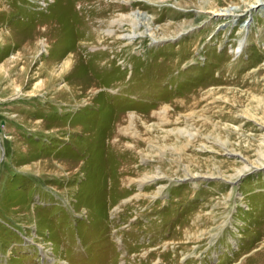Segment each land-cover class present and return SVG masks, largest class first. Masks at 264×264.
<instances>
[{
  "label": "rangeland",
  "instance_id": "rangeland-1",
  "mask_svg": "<svg viewBox=\"0 0 264 264\" xmlns=\"http://www.w3.org/2000/svg\"><path fill=\"white\" fill-rule=\"evenodd\" d=\"M254 1L0 0V264H264Z\"/></svg>",
  "mask_w": 264,
  "mask_h": 264
},
{
  "label": "bare ground",
  "instance_id": "bare-ground-1",
  "mask_svg": "<svg viewBox=\"0 0 264 264\" xmlns=\"http://www.w3.org/2000/svg\"><path fill=\"white\" fill-rule=\"evenodd\" d=\"M112 6H110V8H111ZM257 8H261V9H264V0H256V1H254V2H252V3H250V5L248 6V9H247V13H252L254 10H256ZM230 11H232V10H230ZM95 16H98V17H100V15L98 14V15H95ZM142 14H139V13H136V12H132V13H130V14H127V15H120V18H118V19H116V20H113L112 21V25H114V24H120L121 25V23L125 20V21H129V23L133 26V30H136L138 27H140V25H143V27H145V29H146V31L148 32L149 31V27H150V21H151V18H149V17H146V16H144L143 18L144 19H146V20H148V23L146 24V23H144V24H142L141 23V19H142ZM230 16H232V17H237V15H235L234 13H231L230 14ZM124 19V20H123ZM152 22V21H151ZM109 34H112V32L111 31H107ZM138 37V35L133 31V33L132 34H129V35H123V36H121L120 37V39L121 40H124V41H130L131 43L133 42V40H135L136 38ZM244 45H245V43H243V42H240V45H239V49H243V47H244ZM98 64V63H97ZM65 68H66V66H65ZM95 69V68H94ZM90 85H92V83L90 84ZM94 85V84H93ZM83 88V87H82ZM85 88H86V86H85ZM76 90V89H75ZM71 99V98H70ZM120 117V116H119ZM119 117H117V118H119ZM134 118H135V116L134 115H130V126H133V122H134ZM120 119V118H119ZM119 121H121V120H119ZM122 122V121H121ZM180 132L181 133H184V131H182V130H180ZM179 132V133H180ZM227 151V150H226ZM229 151V150H228ZM229 152H231V151H229ZM234 153V152H233ZM133 155H132V153H130V157H129V159H128V163H126V169H123V171H121L120 172V174H118V180H117V182H115V184H113V190H114V193H113V195H114V197L110 200L109 199V197H108V200H107V202H108V204H109V206H111V205H113V204H115V203H117L118 201H119V196H120V190H123V183L124 184H126V183H128V182H130L131 183V181L133 180H131L130 179V175H131V173H132V170H131V167H130V164H131V160H133ZM261 164H259V166H260ZM249 168V165L247 164L246 166H244V168L243 169H239L238 170V172H237V174L236 175H232L230 178H229V182H231V181H234V179L236 180V179H238L239 178V176L242 174V173H244L245 172V169H248ZM159 172V171H158ZM160 173V172H159ZM185 173H186V176L187 177H190V178H192V179H194L195 177H194V175L193 174H191L190 172H189V169L188 168H186L185 169ZM61 175H62V173L61 174H56V176L57 177H61ZM74 175V174H73ZM123 175V178L121 177ZM159 175V174H158ZM213 175H215V174H209V176H213ZM62 178V177H61ZM156 178V175H151V176H144L142 179H140V182H141V184H140V187H142V186H144V184H146V183H152V182H155V179ZM104 179V178H103ZM99 185V184H98ZM122 186V187H121ZM105 187V186H104ZM118 187H120V189L118 188ZM131 187H132V185H131ZM101 189V188H100ZM98 190V189H97ZM102 190H103V188H102ZM100 191V190H99ZM104 191V190H103ZM157 193L158 194H156V195H160V194H162L163 193V190H160V191H157ZM156 195H154V196H152V198H156ZM140 196V194L138 195V197ZM141 197V196H140ZM142 198H144V197H142ZM98 202V200L96 199V203ZM139 202H145V200L144 199H141L140 198V200H139ZM142 203V204H143ZM199 218V217H198ZM200 221V220H199ZM167 250V249H166Z\"/></svg>",
  "mask_w": 264,
  "mask_h": 264
}]
</instances>
